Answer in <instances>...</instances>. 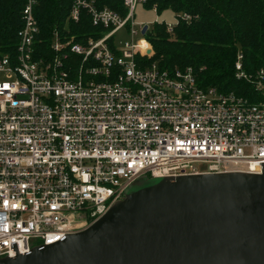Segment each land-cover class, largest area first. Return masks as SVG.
I'll return each mask as SVG.
<instances>
[{
	"label": "built area",
	"instance_id": "obj_1",
	"mask_svg": "<svg viewBox=\"0 0 264 264\" xmlns=\"http://www.w3.org/2000/svg\"><path fill=\"white\" fill-rule=\"evenodd\" d=\"M23 1L15 54L0 57V260L86 229L142 176L262 173L264 97L201 88L190 67L144 64L152 48L133 18L147 0H122L124 16L74 0L66 22L99 31L79 42L68 26L55 30L50 54L36 46L38 0ZM179 20L191 19L176 15L169 34ZM120 31L130 41L116 44ZM241 59L235 78L249 80Z\"/></svg>",
	"mask_w": 264,
	"mask_h": 264
},
{
	"label": "water",
	"instance_id": "obj_2",
	"mask_svg": "<svg viewBox=\"0 0 264 264\" xmlns=\"http://www.w3.org/2000/svg\"><path fill=\"white\" fill-rule=\"evenodd\" d=\"M151 180L86 229L0 264H264V165Z\"/></svg>",
	"mask_w": 264,
	"mask_h": 264
},
{
	"label": "trees",
	"instance_id": "obj_3",
	"mask_svg": "<svg viewBox=\"0 0 264 264\" xmlns=\"http://www.w3.org/2000/svg\"><path fill=\"white\" fill-rule=\"evenodd\" d=\"M74 0H38L35 17L40 29L36 46L50 54L52 34L68 26L71 34L98 32L87 19L79 26L66 22ZM89 1V0H87ZM98 8L107 7L121 16L126 14L122 0H93ZM23 0H0V57L13 56L17 32L21 27ZM145 7L157 13L171 10L190 16L179 20L169 34L164 23L146 32L153 55L144 64L155 62L172 70L190 67L201 88H215L219 93H233L250 102L263 100L255 90L257 74L263 72L264 83V0H147ZM62 34V32H61ZM241 54L242 70L249 80L235 78V62ZM39 56L41 54L39 53Z\"/></svg>",
	"mask_w": 264,
	"mask_h": 264
},
{
	"label": "rangeland",
	"instance_id": "obj_4",
	"mask_svg": "<svg viewBox=\"0 0 264 264\" xmlns=\"http://www.w3.org/2000/svg\"><path fill=\"white\" fill-rule=\"evenodd\" d=\"M176 13L171 10L163 11L162 13H157L156 10L148 9L145 6L138 5L134 11L133 21L137 25H147L148 30L150 31L155 24L171 25L175 23ZM137 29V27H136ZM115 43L130 41V37L126 34L125 31H120L116 34ZM201 166H198L200 168ZM152 180L147 176H142L138 180H136L129 188L127 193H131L136 190L140 185L145 183H150Z\"/></svg>",
	"mask_w": 264,
	"mask_h": 264
}]
</instances>
